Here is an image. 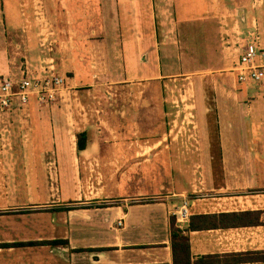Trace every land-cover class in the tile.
Segmentation results:
<instances>
[{
    "label": "crops",
    "instance_id": "1",
    "mask_svg": "<svg viewBox=\"0 0 264 264\" xmlns=\"http://www.w3.org/2000/svg\"><path fill=\"white\" fill-rule=\"evenodd\" d=\"M252 1L73 0V3L80 6L89 3L88 7L93 10L98 8V4L105 8L104 3H107L115 22L113 39L121 47L120 55H112L108 50L105 52L106 59L110 57L108 68L112 74L117 73L115 80L126 82L135 78V74L125 76L127 70L136 72V67L149 61L148 50H143L139 44L134 45L143 37L138 30V21L151 22L154 36L158 32L166 35L170 30L192 26L198 21L205 22L210 26V47L213 48L218 36L217 24L222 12H228L230 18L226 21L231 29L223 31L218 27L219 37L228 36L235 46L239 23L231 19L232 9L240 15L238 20L244 22L240 26H245V30L256 19L264 48V6L253 9ZM244 10H251L250 13L258 18L251 14L246 16ZM68 22L69 33L74 38L83 41L91 32L102 35L106 42L107 25L103 21H92L90 26L86 25L90 21H82L84 25L76 27L79 21ZM155 23L157 28L154 30ZM2 29L0 21V42H5L8 33L5 35L6 31ZM234 46L223 47L222 57ZM237 47L234 50L239 53ZM151 49L156 50L152 46ZM3 52L1 45L0 77L6 76L3 74L7 70V56ZM138 55L143 56V61L137 65ZM117 56H120V65ZM248 89L264 95V88L258 86L216 81L212 85V104L208 108L197 105L205 113L199 114L196 121L206 126L208 135L211 129L215 135L214 151L218 159L215 161L210 155H215L214 151H208V163L210 167L215 164L222 177L211 180L208 197L188 201L191 203L189 216L178 226L185 227L192 216L245 211L259 212L262 224L189 232L192 263L207 256L222 258L251 254L258 259L239 264H264V98L246 103ZM53 103L48 106L55 105ZM36 106L40 107L35 99L30 98L25 106L17 108V104H13L9 113L0 116V142L5 143H0V264H173L169 218L175 217L183 199L178 205L175 199L151 200L155 199L153 194L143 197L112 194L100 201L88 200L81 195L73 198L65 193L56 194L51 169L60 167L68 171L77 160H73L72 149L65 145L53 147L44 144L49 138L53 142V136L42 125H36L39 116ZM31 138L35 142L41 141V145L26 143ZM74 150L77 155L79 152L76 148ZM49 153L58 155L60 162L46 161L44 155ZM68 183L62 180V186ZM115 188L117 190L119 186ZM133 199L150 200L134 202ZM76 204L84 207L65 210L79 206ZM117 222L121 225L118 226Z\"/></svg>",
    "mask_w": 264,
    "mask_h": 264
},
{
    "label": "rangeland",
    "instance_id": "2",
    "mask_svg": "<svg viewBox=\"0 0 264 264\" xmlns=\"http://www.w3.org/2000/svg\"><path fill=\"white\" fill-rule=\"evenodd\" d=\"M252 3L253 9L264 6V0ZM89 5L81 7L73 0H0L2 30L6 31L5 35L8 33L5 42H0L7 56L3 75L18 77L26 67L34 75H46L48 67L53 65L52 72L66 81L67 88L55 105L36 106L39 114L36 125H42L53 136V142L49 138L44 144L65 145L74 152L73 160H77L68 171L60 167L51 169L55 193L73 198L81 195L93 201L112 194L135 197L153 194L155 199L151 200L175 199L178 205L181 199H205L210 195L211 180L222 176L215 164L210 167L208 163V153L215 150V135L212 129L208 135L206 126L196 121L199 114L205 113L197 105L208 108L212 104L213 82H235L237 44L234 46L226 35L219 37L218 32L220 27L223 31L231 29L226 21L230 18L228 12H222L215 26L218 36L213 48L210 26L205 22L170 30L165 36L160 32L154 36L151 22L138 21L143 37L134 45L148 50L149 61L136 67V72L127 70L125 76L135 74V78L122 82L115 80L117 73L109 72L110 57L106 59L105 54L107 50L112 55L121 52L113 39V13L106 5L101 8L102 4H98L96 10ZM230 10L231 19L239 23L242 41L246 27L240 26L244 23L238 20L240 15ZM244 12L246 16L257 17L251 10ZM68 21H79L75 27L84 25L82 21H90L85 23L88 26L92 21H103L107 25L106 42L102 35L91 32L83 41L74 38L69 33ZM151 46L155 52L149 50ZM229 46L234 47L223 58L221 50ZM141 57H136L137 65L142 64ZM117 60L120 65V56ZM144 75L149 76L141 77ZM261 97L264 95L260 92L248 89L245 102L251 104ZM82 132L85 152L76 155L75 136ZM26 143L41 145V141L32 138ZM214 152L215 155H210L216 161ZM44 156L46 161L60 162L56 154ZM62 180L69 183L62 186ZM149 200L133 199L134 202ZM80 206L84 207H77Z\"/></svg>",
    "mask_w": 264,
    "mask_h": 264
},
{
    "label": "built area",
    "instance_id": "3",
    "mask_svg": "<svg viewBox=\"0 0 264 264\" xmlns=\"http://www.w3.org/2000/svg\"><path fill=\"white\" fill-rule=\"evenodd\" d=\"M235 36L239 47L233 68L235 82L264 88V48L261 46L259 26L253 20L251 26L244 31L242 41L239 39L242 32L237 31ZM48 68L46 75H34L33 71L26 67L20 70L18 77L12 74L0 77V116L9 113L13 104H17V108L25 106L30 98L35 99L39 106L51 104L60 98L67 88L66 81L62 76L52 72L53 65ZM190 206V202L182 201L175 213L177 224L186 222ZM117 225L120 226V222H117Z\"/></svg>",
    "mask_w": 264,
    "mask_h": 264
},
{
    "label": "trees",
    "instance_id": "4",
    "mask_svg": "<svg viewBox=\"0 0 264 264\" xmlns=\"http://www.w3.org/2000/svg\"><path fill=\"white\" fill-rule=\"evenodd\" d=\"M76 152L85 149V133L76 134ZM82 208L72 206L65 210ZM262 224L260 213L256 211L219 213L212 215H199L189 218L185 227H179L175 222V217L169 218V237L172 252L173 264H220L232 263L239 264L255 261L257 256L251 254H234L219 258L217 256H207L192 263L188 243V233L199 230L210 229H232L239 227H250ZM54 243H57L55 241Z\"/></svg>",
    "mask_w": 264,
    "mask_h": 264
}]
</instances>
